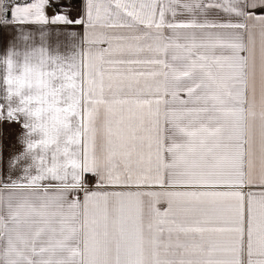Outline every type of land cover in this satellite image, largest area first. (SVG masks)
<instances>
[{
  "label": "snow or ice",
  "instance_id": "snow-or-ice-1",
  "mask_svg": "<svg viewBox=\"0 0 264 264\" xmlns=\"http://www.w3.org/2000/svg\"><path fill=\"white\" fill-rule=\"evenodd\" d=\"M0 30V264H264V0H0Z\"/></svg>",
  "mask_w": 264,
  "mask_h": 264
},
{
  "label": "crops",
  "instance_id": "crops-1",
  "mask_svg": "<svg viewBox=\"0 0 264 264\" xmlns=\"http://www.w3.org/2000/svg\"><path fill=\"white\" fill-rule=\"evenodd\" d=\"M57 11L56 9L48 8L46 9V14L51 16ZM258 14H260V11L258 10ZM32 28H35V25L30 26ZM82 31V28L80 29ZM14 35L13 31L10 30H0V56H2L6 49L8 48V42L10 39H12V36ZM50 52L58 53L60 55H67L71 52L70 46L62 45L58 50L53 49L51 46H49ZM2 71H0V75H2ZM3 84L2 81H0V93L3 91ZM5 129V136L3 137V143H2V156H0V176H6L9 172V160L11 156L14 153H18L23 150V144L20 143L17 139L18 136L21 135L23 129L21 128L20 123H14L9 126L5 123L3 125ZM19 173L17 171H13L11 175L15 177ZM90 183L94 182L92 177H89Z\"/></svg>",
  "mask_w": 264,
  "mask_h": 264
}]
</instances>
